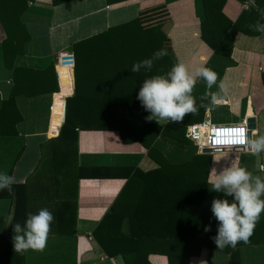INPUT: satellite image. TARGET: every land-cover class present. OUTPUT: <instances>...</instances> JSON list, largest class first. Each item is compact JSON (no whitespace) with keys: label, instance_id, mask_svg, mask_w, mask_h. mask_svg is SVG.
I'll return each mask as SVG.
<instances>
[{"label":"crops","instance_id":"obj_1","mask_svg":"<svg viewBox=\"0 0 264 264\" xmlns=\"http://www.w3.org/2000/svg\"><path fill=\"white\" fill-rule=\"evenodd\" d=\"M240 1L229 0L223 7L232 20L239 13ZM135 18L147 34L154 26L161 28L166 36L162 49L167 55L154 61L151 70L141 68L137 73L131 71L136 62H128L126 73L132 83L141 86L148 77L166 74L177 59L189 68L204 65L217 74V85L209 90L203 80H198L192 92L194 98L208 91L217 92L221 80L228 87V95L220 104L210 106L202 121L238 123L253 116L255 128L251 134H264V35L236 32L232 52L225 56L215 53L201 38V0H66L57 4L53 0H31L20 16L23 27L17 31L20 38L28 37L13 67L4 62L5 33L0 25V104L16 83L20 92L15 104L21 115L14 126L8 124L2 129L6 134L0 135V172L14 176V184L25 186L27 213L47 208L55 219L44 251L25 252L23 264H113V258L106 256L95 240L93 230L126 180L79 177L78 168L135 165L147 171L158 167L142 142H124L118 130L78 129L76 140L59 138L65 99L75 94L76 80L87 93L113 80L105 76L104 67L95 62L89 47L76 44ZM65 52L71 53V64L61 63V53ZM46 69H50L47 75L37 74ZM147 124L164 126L155 120ZM153 145L169 161L187 160L199 153L192 142L179 148L159 136ZM260 162L264 163V154ZM232 164L264 177L256 167L257 157L249 149H230L211 153L208 178L214 168L219 172ZM9 212L10 199L0 198V216ZM263 218L264 212L260 220ZM151 255L153 264H168L166 256L162 255L163 263ZM239 261L264 264V243L239 246ZM202 262L229 264V255L204 247L199 255L189 258L188 264Z\"/></svg>","mask_w":264,"mask_h":264},{"label":"trees","instance_id":"obj_2","mask_svg":"<svg viewBox=\"0 0 264 264\" xmlns=\"http://www.w3.org/2000/svg\"><path fill=\"white\" fill-rule=\"evenodd\" d=\"M30 1L0 0V25L5 33L3 56L8 67H13L14 59L28 37L20 38L17 31L23 27L20 16ZM61 1L66 0H53L54 4ZM228 1L201 0L204 11L200 23L201 38L215 53L225 56L232 52L236 32L264 35L249 27L258 20L264 23L257 11V8L264 9V0H256V7L248 11L242 10L239 2L240 10L233 20L223 10ZM139 21L135 18L110 26L76 44L89 47L95 62L104 67L105 76L109 75L113 80L105 86L92 87V93L83 92L76 80L75 94L65 99L59 138L76 140L78 129L118 130L124 142H142L149 156L158 163V167L147 171L135 165L78 168L79 177L126 180L94 228V238L106 256L122 255L125 264H153L149 260L150 254L166 256L168 264H188L189 258L199 255L204 247L223 251L229 255V264H239V246L244 245L243 242L234 249L230 246L218 249L212 239L218 229L211 211L212 200L227 198L231 201L232 197L210 190L207 181L211 153H197L187 160L169 161L153 145L154 138L159 136L172 146L186 147L191 142L186 136L187 126L201 122L206 109L199 108L195 115L187 114L181 123L146 125L148 112L137 99L141 86L130 81L126 65L150 59L163 48L166 36L158 26L147 34ZM49 70L37 74L45 76ZM19 92L20 87L15 83L10 95L0 104V135L6 134L2 131L4 127L8 124L14 126L21 119L15 104ZM195 99L199 105L201 97ZM203 102L209 103L208 100ZM0 198L10 199L9 214L0 216V264H23V254L14 252L12 237L14 225L17 222L23 225L26 219L25 186L13 184L11 190H0ZM209 225L211 230L205 231ZM259 243H264V218L257 223L248 244Z\"/></svg>","mask_w":264,"mask_h":264},{"label":"clouds","instance_id":"obj_3","mask_svg":"<svg viewBox=\"0 0 264 264\" xmlns=\"http://www.w3.org/2000/svg\"><path fill=\"white\" fill-rule=\"evenodd\" d=\"M261 20H264V9L257 8ZM254 31L264 33V23L260 20L255 25H250ZM167 55L164 49L156 51L150 59L133 64L131 71L137 73L141 68L151 70L155 60ZM198 80L206 83L207 89L217 85V74L210 68L200 65L189 68L180 59L173 64L166 74L153 75L146 78L139 89L137 99L143 108L150 113L145 120H155L158 124L181 123L187 114L195 115L199 108L208 110L210 106L218 105L228 95V87L221 80L218 83L217 92H206L201 97V103L197 105L192 95ZM208 100L209 103L203 101ZM237 131L240 137L234 143L247 145L251 154L257 157V169L264 172V163H261L264 154V134L253 131L250 137L245 136V129ZM16 182V178L0 172V190L9 189ZM207 183L210 190L222 193L227 198H214L211 203V211L218 222L217 234L212 237L218 249L232 247L238 243H250V237L264 212V177L254 175L245 167L232 164L217 172L214 168L209 174ZM53 214L42 208L37 213H27L23 225L17 222L14 225V236L12 237L15 253L24 254L32 250L43 252L47 246L51 224L54 221ZM211 226L205 228L210 231ZM113 264H124L123 257L113 258ZM203 264V262H202Z\"/></svg>","mask_w":264,"mask_h":264},{"label":"built area","instance_id":"obj_4","mask_svg":"<svg viewBox=\"0 0 264 264\" xmlns=\"http://www.w3.org/2000/svg\"><path fill=\"white\" fill-rule=\"evenodd\" d=\"M240 6L242 10H251L256 7V0H241ZM203 124L205 129L203 133L199 130V125ZM245 129V136L248 137V129L246 119L238 123L212 124L208 120L191 123L186 128V136L194 143L199 153H203V148L210 149H248L246 143H234L240 137L236 135L237 130Z\"/></svg>","mask_w":264,"mask_h":264},{"label":"water","instance_id":"obj_5","mask_svg":"<svg viewBox=\"0 0 264 264\" xmlns=\"http://www.w3.org/2000/svg\"><path fill=\"white\" fill-rule=\"evenodd\" d=\"M61 63L62 64H71L72 63V55L69 52H65V53H61ZM65 112V111H64ZM247 122V129H248V137L251 136V131L255 128V117H248L246 119ZM222 150H228V149H220V148H216V149H210V148H205L203 149V153H214V152H218V151H222ZM236 150H240V149H236Z\"/></svg>","mask_w":264,"mask_h":264},{"label":"rangeland","instance_id":"obj_6","mask_svg":"<svg viewBox=\"0 0 264 264\" xmlns=\"http://www.w3.org/2000/svg\"><path fill=\"white\" fill-rule=\"evenodd\" d=\"M151 258L155 259V260H162L164 263V257L160 254H152Z\"/></svg>","mask_w":264,"mask_h":264},{"label":"bare ground","instance_id":"obj_7","mask_svg":"<svg viewBox=\"0 0 264 264\" xmlns=\"http://www.w3.org/2000/svg\"><path fill=\"white\" fill-rule=\"evenodd\" d=\"M198 128H199L200 132L203 133V131L205 129L204 125L203 124H200ZM203 149H205V148H203Z\"/></svg>","mask_w":264,"mask_h":264},{"label":"snow or ice","instance_id":"obj_8","mask_svg":"<svg viewBox=\"0 0 264 264\" xmlns=\"http://www.w3.org/2000/svg\"><path fill=\"white\" fill-rule=\"evenodd\" d=\"M237 131H243L242 129H239V130H237Z\"/></svg>","mask_w":264,"mask_h":264}]
</instances>
